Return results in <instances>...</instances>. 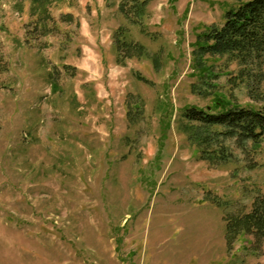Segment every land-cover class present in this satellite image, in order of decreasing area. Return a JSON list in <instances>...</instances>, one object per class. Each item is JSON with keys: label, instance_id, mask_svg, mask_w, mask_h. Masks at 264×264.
Masks as SVG:
<instances>
[{"label": "rangeland", "instance_id": "1", "mask_svg": "<svg viewBox=\"0 0 264 264\" xmlns=\"http://www.w3.org/2000/svg\"><path fill=\"white\" fill-rule=\"evenodd\" d=\"M140 1L0 0V264H264V240L225 238L264 193V143L201 147L182 117L262 107L200 50L245 0ZM118 36L146 55L121 62Z\"/></svg>", "mask_w": 264, "mask_h": 264}, {"label": "trees", "instance_id": "2", "mask_svg": "<svg viewBox=\"0 0 264 264\" xmlns=\"http://www.w3.org/2000/svg\"><path fill=\"white\" fill-rule=\"evenodd\" d=\"M47 1V0H35ZM123 0L121 11L140 16L146 1ZM137 22V17H131ZM122 35V33H121ZM120 61L146 55L142 44L116 38ZM200 50L213 57H228L241 67L240 77L247 80L249 98L263 104L260 108H245L224 99H217L206 109L187 108L182 117L189 124L190 138L202 147L209 148L216 141L235 139L244 147L264 143V0H245L225 12L221 27H212L202 35ZM138 78L144 80L138 75ZM206 159L223 158L220 152L202 151ZM226 246L231 251L243 235H252L257 242L264 240V193L259 194L249 212L226 216Z\"/></svg>", "mask_w": 264, "mask_h": 264}]
</instances>
